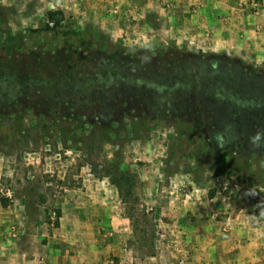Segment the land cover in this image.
Here are the masks:
<instances>
[{"label": "rangeland", "instance_id": "374dc122", "mask_svg": "<svg viewBox=\"0 0 264 264\" xmlns=\"http://www.w3.org/2000/svg\"><path fill=\"white\" fill-rule=\"evenodd\" d=\"M57 10L64 21L58 28L47 27V12ZM112 10L106 19L84 0H0V253L12 256V264H49L51 239L63 238L66 231L90 236L91 229L80 228L75 234L71 226L78 214L82 219L92 206L106 204L93 199L101 195L96 180L106 194L115 195L129 248L141 261L158 252L155 247L164 237L158 225L165 219L166 200L160 197L159 203H151V189L158 194L191 188L208 196L240 194L255 215L264 207V137L259 145L250 143L254 133H264V47L257 54L259 62L243 61L235 54L204 53L206 62L193 92L198 101L214 100L212 109L224 117L228 137L209 130L205 141L187 142L173 129L171 118H149L139 130L117 123L115 112L103 109L111 95L101 84L107 77L114 79L109 68L122 72L124 53H158L175 46L162 44L164 40L150 44L148 28L141 25L143 30L134 31L130 27L135 21ZM78 54L80 60L75 59ZM72 56L77 79L60 78L57 69ZM87 58L97 67L93 74L80 71ZM116 58L120 63L114 62ZM11 59L22 64L31 60L38 70L22 76L21 67L13 73ZM190 80L184 76L176 84L185 99L192 95ZM136 82L137 87L142 83ZM177 86L168 89V100L180 97ZM167 105L156 104L163 112ZM235 114L236 125L230 118ZM219 216L226 221L228 213ZM248 220L264 223L254 216ZM98 232L108 238L120 234Z\"/></svg>", "mask_w": 264, "mask_h": 264}, {"label": "crops", "instance_id": "0c3cea01", "mask_svg": "<svg viewBox=\"0 0 264 264\" xmlns=\"http://www.w3.org/2000/svg\"><path fill=\"white\" fill-rule=\"evenodd\" d=\"M84 1L100 18L110 19L113 8L119 17L136 22L130 29L143 30L144 25L152 32L150 44L164 40L162 44L171 43L190 52L261 60L257 54L264 47V0H257V12L251 6L255 0ZM96 183L95 189L101 195L93 199L105 200L106 204L92 206L82 219L78 214L71 226L75 234L80 228L91 229L90 236H74V231H66L63 238H52L46 255L49 264H264V223L248 220L253 213L249 201L240 194L229 197L216 193L210 197L193 188L179 192L165 189L159 194L151 189V203H159L160 197L166 200L165 219L158 225L164 237L157 242L158 252L141 261L129 248L115 195L106 194L99 180ZM221 213H228L226 221L219 216ZM100 229L120 234L108 238L99 235ZM6 254L0 253V264L13 263L12 256Z\"/></svg>", "mask_w": 264, "mask_h": 264}, {"label": "trees", "instance_id": "16d2710c", "mask_svg": "<svg viewBox=\"0 0 264 264\" xmlns=\"http://www.w3.org/2000/svg\"><path fill=\"white\" fill-rule=\"evenodd\" d=\"M63 21L64 14L62 11L47 12V27L51 24L53 29L58 28ZM64 35L70 36L71 34ZM77 57L75 59L80 60L79 57L81 58L82 55L78 54ZM121 59L124 62L122 72L118 73L113 68H109L107 73L111 72L110 76L114 77V79L108 81L107 77L106 83L101 84L102 86L110 88L108 89L110 90L109 95H111L103 109L110 113L115 112L114 115L117 116L115 121H118L117 123H121V125L129 124L131 127L141 130L146 127V120L149 118L152 120H157L158 117L160 120L163 118H171L173 121V129L177 130L181 139H185L187 142H196V140L200 142L205 141L204 135L209 130H215L220 138L226 139L228 137L226 130L222 126L221 119L224 117L221 116L220 118V113L212 109V107H215L214 100L198 101V97L193 92V88L197 87L196 83L198 84L199 69L202 67V62H206V55L204 53L180 51L175 46H172L170 49L158 53L144 50L134 51V53H124ZM19 60L11 59L9 68L12 72L16 71L18 73L19 69L23 67L20 73L22 76H26V74H33L38 70L35 62L33 63L31 60H28L25 64H22L19 63ZM120 60L116 58L114 62L120 63ZM87 62L88 64L86 65L82 64L83 66L80 71L82 70L84 73L88 71L93 74L97 67L89 58H87ZM63 64V67L57 69L58 73L56 75L66 80H70L71 78L75 79L74 69H77V64L74 63L73 56L66 57ZM79 76L81 77V75ZM118 76L122 79L116 78ZM184 76L188 80L191 79L192 89L188 91H191L192 95L191 98L189 96L187 99L182 97L184 92L176 85L182 82L180 79ZM134 80H137L136 83H142L136 84L138 85L137 87L134 85ZM145 85H147L148 89H144L146 87ZM172 85L177 86L175 93L176 96L179 94L181 98L178 96L177 99L170 101L167 96L168 89ZM136 87L138 90H136ZM238 93L241 94L242 92ZM93 100L89 99L87 101L93 103ZM216 101L220 102L219 100ZM166 103H168L166 109L170 112L166 109V112H163L156 106L158 104L166 107ZM56 107L59 108L60 103ZM97 107L99 105H96ZM158 109L160 112H157ZM160 113L164 116H160ZM86 115L81 114L79 116L85 117ZM237 117L236 114L235 116H230L232 123H235V125L238 123ZM219 130H223V132L220 133ZM237 147L242 148V145L237 144Z\"/></svg>", "mask_w": 264, "mask_h": 264}, {"label": "clouds", "instance_id": "9594fccd", "mask_svg": "<svg viewBox=\"0 0 264 264\" xmlns=\"http://www.w3.org/2000/svg\"><path fill=\"white\" fill-rule=\"evenodd\" d=\"M264 137V133L256 132L250 138V143L253 145H259L261 138ZM257 219H264V207H259L258 215L253 214ZM261 235H264V232H261Z\"/></svg>", "mask_w": 264, "mask_h": 264}, {"label": "built area", "instance_id": "2783aa9c", "mask_svg": "<svg viewBox=\"0 0 264 264\" xmlns=\"http://www.w3.org/2000/svg\"><path fill=\"white\" fill-rule=\"evenodd\" d=\"M251 6H252V8L255 9V10L258 9V5H257V3H255V2H252V3H251Z\"/></svg>", "mask_w": 264, "mask_h": 264}]
</instances>
